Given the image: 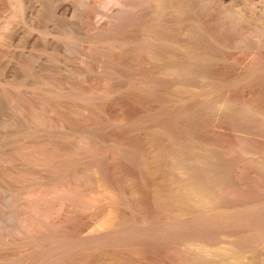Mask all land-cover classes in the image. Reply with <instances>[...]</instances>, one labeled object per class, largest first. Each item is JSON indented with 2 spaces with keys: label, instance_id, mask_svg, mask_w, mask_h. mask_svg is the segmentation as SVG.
Here are the masks:
<instances>
[{
  "label": "bare ground",
  "instance_id": "1",
  "mask_svg": "<svg viewBox=\"0 0 264 264\" xmlns=\"http://www.w3.org/2000/svg\"><path fill=\"white\" fill-rule=\"evenodd\" d=\"M138 1L139 2H136V4L138 3L136 5L137 16H134V22L135 24L139 25V23L141 24L142 22H140V19L142 17H145L144 20L142 19L143 21H146V24H144V26L149 28H147L148 32L150 30L151 32L145 33V36H143L144 38H142L143 41L139 39L141 41L136 42V40H138L136 37V40L134 39L136 42V46L133 43V46H135V48L133 46L131 47V49H133L132 54L133 51H135V57L131 55L134 57H131V60L134 59V61H136L134 71L136 72V79L138 82L133 80V85H130V83L127 82L129 83V86H127L126 88H129L126 91H132L131 88H133V92L135 91V106L133 108V111L131 113L129 112L130 114H128V116H125V114H123V110L122 112L118 109V112L115 111L116 109L113 107L117 106L109 104L110 100L107 98L109 101H105L109 104V106L107 104L108 108L106 109H108V112H110L113 108V112L111 113H117H115L116 116L110 113L111 115H109V117L113 116L115 118L112 117V119L110 117V120H106V125L108 128L114 127L115 129L113 130H115V132H112L111 134L110 131L108 133V130L104 128L105 132L103 133V135L100 136L99 134L101 131L98 134L97 130L101 129L102 125L97 123L98 121L95 122L93 118V120L90 119V116L93 113L89 115L90 113L87 114L88 111L83 110L84 112H81L80 110V115H84V118L82 117V120H84V125H82L83 123L80 124L83 127L78 126L79 128H73L74 126H71L73 128L71 131L63 130V135H61L62 132L59 133L60 136H63L64 139L70 141H72V139L74 140L76 136H82V138L80 136V141L82 144L79 149L72 150L74 149V142H77L73 141V148H71L72 151H70V154L72 152H75L76 154L73 153V155H71V157L69 158V152H65L66 155L68 154L69 156L67 155L68 158L66 156L64 157H66L68 161L70 160L69 162H74L73 165L70 164V167L68 166L69 164L67 165L68 167L65 166V164L67 163L64 162V157L62 156L64 155V150L62 151L61 147L58 148L59 150L56 149L61 144H57V142L59 141L58 139L61 138L59 137L57 139L58 134L55 135L56 138L54 141L57 146L55 144L54 147L53 145H50L52 143L46 144V142L45 145H43L44 142H42V144H38L39 146L37 144H35L34 146L30 145L32 147H30V149L26 144L23 143L24 147L26 146L28 148H26L28 153L34 152L32 155H29V159L31 161L33 159V156L37 157L43 151L46 153V151H48L49 149L50 151L52 150L53 153V156L50 154V156H52L51 158L54 157V159H52V162L54 160L56 162L60 161V167L59 165L57 166V164L54 163L55 161L53 162L54 164L52 162V164H50L49 162H45L47 166L56 165L58 167V171L55 170L56 174L58 175L54 178L56 182L52 179L54 182L52 183V181H50L52 183L50 187L47 186L48 188H41V190L39 191L38 189H36L37 192L34 194L30 193V197L40 196L41 198H39L41 199V201L43 199V202L47 198H52L54 200V204L49 207V209L51 210L48 209L47 212L50 211V213L52 212L54 214L59 213L64 208V205L67 203L65 202L66 198L67 200L69 199V201H71V207L73 205L75 206L74 208H78L79 206H81V208L83 207V209H88L91 206L93 207L94 205H97L98 207H101L100 209L103 208L105 211H107V213L105 212L106 215L104 214V218L107 217L106 220L103 219L102 221H105L102 222L101 218L99 217L102 223L98 221L99 219L97 220V222L99 223L96 222L97 228L95 227V229L99 230L100 233L97 232L99 236H97V234L94 237L93 235H90L88 236V238H86L87 240L85 241L79 240L82 242H72V246H70L71 249L69 248L72 253L74 252L73 254H75L74 256L76 258L78 257L76 256V253L77 255H80L79 253H81L77 251L78 247L82 246L83 249L84 247L85 249H87L86 247L92 248L94 252L93 257H89L90 260L88 262L90 264H113L116 260L120 259L119 256L121 255L119 254L117 256V252L122 254L128 250L131 251L132 248L136 250L137 256H141V251L144 250L150 251V257L151 255L155 256L161 254L159 255V260L161 259L162 261H159L158 259L153 260L162 262V264H264L263 253V256L261 254L259 255L256 250L257 245L259 246L260 243L264 242V58L261 56L262 54L264 56V53H262L264 51V37L262 38V40H260L261 38H258L260 40V43L257 41V45L259 44V47H256L258 49L254 53L255 55L250 56V58L252 57V59H248L246 63L244 62L241 65L238 64L236 70L234 71L235 73H242L239 75H244V78H241V76V79H237L238 74H236V77L231 76V78H236L235 80H233L229 78V74L231 73L228 74V70L226 72V68H231V66L237 65L238 62H233L235 61L234 59H236L234 56H222L219 55V52L225 53L227 51V49H225V52L223 51L224 48L222 46V41L225 38H222V34L224 33V35L226 34V36L228 37L230 30L233 32L229 34L230 36H233L231 34L236 33V27L235 29L234 27L231 29V24H248L249 21H252L249 18H245L244 14L242 15V10L241 12L240 10H238L239 12L236 13V9L229 7V2L228 6L224 3L226 2V0ZM257 1H255V3ZM10 2L7 4H10ZM22 3V0H14L13 2V4L16 5L18 8L23 7ZM128 4L130 3L128 2ZM15 7L12 8L14 9V11L15 9H17V7ZM231 7H233V5H231ZM18 11H20V9H18ZM16 12L11 14L13 16L15 15L16 17H18L19 14ZM256 12L258 13V11ZM11 14L9 16L10 18L12 17ZM141 14L143 16H140ZM8 18L7 20L10 19ZM11 20L13 21L14 19L11 18ZM150 24H154V27L152 28ZM214 24H218V26L219 24L223 25L220 26L221 29L218 28V26L216 25V29L218 28V30H216L214 29ZM144 26L142 27L143 29L145 28ZM238 27L244 29L243 26L241 27V25ZM240 28H237L239 29L238 32L241 31ZM248 31H250V29ZM238 32L236 34H238ZM241 33L244 34L246 32L243 31ZM241 33L238 35H242ZM250 34L252 35V32ZM136 35L138 36V34ZM245 37L244 35L240 37L237 36L238 40L242 39V41H245V39H247V36ZM2 38L3 37H1V39ZM233 38L237 40L235 36ZM228 40L225 39L224 42H227ZM231 41H233L232 38ZM235 41L232 42L233 46L234 44L236 46L237 41ZM113 43H115V41H113ZM228 43L231 42L228 41L226 44L224 43L226 47ZM228 46H230V44ZM230 48L229 51L231 52L232 49L230 50ZM219 50H221L222 52ZM131 62L134 63L133 61ZM132 66L130 65V67ZM113 68H115V66H113ZM233 68L235 69L234 66ZM130 70H133V68ZM130 70L127 69V73ZM221 70H223L222 73H220ZM117 71L115 72L116 74ZM134 71H132L133 73L130 71V73H132L131 75L134 74L133 77H130L131 80L135 77ZM230 71L231 70H229V72ZM217 72H219L220 74L217 75ZM245 74H247V76ZM118 76H120V78H118L121 80V75ZM71 77L74 78V76ZM81 78L84 80L85 77ZM100 78L102 77L100 76ZM123 78L124 77H122V81L124 80L125 82L126 80H130L129 78ZM254 78L256 79L254 80ZM242 79H245V81H240ZM256 80L258 81L257 83L259 84V86L256 85ZM85 81L86 80H84V82ZM227 81H229V83ZM117 82H119V80ZM145 82H149L150 85H145ZM127 83L124 85H128ZM59 85L61 84H58V86ZM66 85H63L64 89L67 87ZM53 86L54 89L56 86ZM82 87L84 86L82 85ZM18 88L17 90L19 91ZM30 88H28L29 92ZM40 88H38V90ZM57 88L58 90L60 89L59 87ZM67 88L72 89L69 86ZM84 89H86H82L84 94H82V91H79V95L81 93L80 98L82 102L88 101L87 99L97 97L96 94L94 95L93 91V94L89 92L86 93L87 89H90V87ZM95 89L98 88L96 87ZM54 90L50 89V91ZM58 90H55L54 93H56V91ZM65 90H63V95H65ZM91 90H93V88H91ZM71 91L72 93H75L73 89ZM71 91L68 92L67 89L66 92L67 94L69 93L70 97ZM77 91L78 89L76 90V93H78ZM99 91H101V88H99ZM108 91V89L106 91H103L106 95L105 97H107ZM32 92H34L33 89ZM30 93L29 95L32 94ZM54 93L50 94L54 95ZM57 93L61 94L59 93V91ZM46 95L48 94L46 93ZM76 95L77 94H75L74 97ZM61 96L59 97L62 99L64 96ZM109 96L110 95H108V97ZM74 97L72 95L71 98L73 99ZM98 97L100 96L98 95ZM97 99L102 101V98ZM74 101L80 102V100L78 101L77 99H75ZM94 102L97 103L99 101H96L94 99ZM119 102L117 103L119 104ZM44 103H48L47 100ZM89 103L87 106H89ZM122 107L120 108L122 109ZM35 108L34 110H36ZM58 108H60V106ZM45 109L47 110V108ZM40 110L38 112H41ZM104 113H102V115H104ZM43 115L41 116L43 118H46L47 114ZM79 116L78 118H80ZM60 119H62V117ZM38 120L41 122L40 119ZM44 120L43 123H45L46 125H49L51 123L49 121L50 118L48 120L50 123H48V121L44 122ZM51 120L53 121V119ZM30 121L32 122L31 119ZM29 122L27 121V123ZM60 122L61 121H59V123ZM24 123L26 124V122ZM36 123V120H34L32 123L34 126L31 124H29L28 126H33L35 129L36 125L38 126V124H40ZM43 123L41 122L42 127L44 126ZM236 124H240V127H242L243 125L251 126L254 130L252 132H248V134H252V136H247V133L245 134L246 136L242 135L241 128L239 129L241 131L240 134L231 133L230 130L233 129L235 126L237 127ZM233 125L235 126L230 129V126L232 127ZM28 126L25 125V127ZM49 126H46V128H48ZM57 126L59 125H56V127H54L53 125V131L56 128V132L61 127L59 126V128H57ZM24 129L28 131L29 128ZM236 130L239 131L238 128H236ZM77 133L80 134L76 135ZM30 134L31 133H28V135ZM109 134H111L110 138L106 136ZM40 135L42 136V134ZM105 138H107L108 140L106 139L107 141H105ZM24 139H26V135ZM116 139H119L120 141L116 142ZM60 141L63 143L65 142V140ZM106 142L108 144H106ZM77 143L79 144V142ZM68 144H70V142ZM116 144L118 145L116 146ZM65 145L67 146V143ZM65 148L66 147H64V149ZM67 148L70 147L67 146ZM23 150L24 149H22V151ZM60 150L62 151V154L60 153ZM36 157H34V159ZM23 158H25V156ZM51 158H49L50 161ZM25 160H27L28 163L31 162L28 161V157L27 159L25 158ZM62 160L64 162L63 165L66 168L62 166ZM41 163L38 164H45L44 162ZM47 166L45 168H47ZM56 166L53 167V169H56ZM62 167L65 168V170ZM40 169L43 170V168ZM40 169L39 171L41 172ZM49 171H51L50 167ZM124 173L127 177L123 176ZM122 177H124L125 179ZM38 179L37 182L39 181ZM34 186L36 185L34 184ZM44 205L43 207L38 205V209L32 208L33 210H31L34 214H31L30 216L33 215V218H38L42 216L45 217L44 212H46L45 208L47 207ZM85 209L84 211H87ZM103 209L102 211H104ZM92 210L93 212L96 211L94 209ZM70 211L72 210L70 209ZM77 212L78 211H76L75 213ZM93 212L90 213H92L93 215ZM75 213L74 215L72 214L73 217L75 216ZM93 216L98 217V214ZM38 221L41 220L38 219ZM45 221L47 220H44L42 222ZM24 229L25 228H23V230ZM29 232L30 231H28V234L30 235L32 232ZM93 232L95 231L93 230ZM25 234L27 235V232ZM29 235L27 236L30 237ZM77 237L79 239L78 235ZM62 247L64 248V245ZM60 248L61 245L60 247L58 246V249ZM74 249H76V252L73 251ZM54 250L56 251V248H54ZM260 250L261 249H259V251ZM55 251L53 252L54 254L57 253ZM263 251L264 250H262V252ZM44 252L43 255H45ZM59 252L61 251L59 250L58 253ZM48 256L49 258H52L51 255ZM57 256L59 258V254ZM83 256L84 254L82 253V257ZM55 257L52 258L53 261ZM69 259L70 258H68V260ZM77 259L82 260L81 258ZM61 260L59 259V261ZM42 261L41 263L44 262ZM65 261L66 263L68 262L67 260ZM121 261L126 264V260L122 259L116 262L117 264L118 262L120 264ZM38 263L40 264V262H37V264ZM68 263H70V261ZM134 263L136 264V261ZM34 264H36V262Z\"/></svg>",
  "mask_w": 264,
  "mask_h": 264
},
{
  "label": "rangeland",
  "instance_id": "2",
  "mask_svg": "<svg viewBox=\"0 0 264 264\" xmlns=\"http://www.w3.org/2000/svg\"><path fill=\"white\" fill-rule=\"evenodd\" d=\"M2 1L3 0H0V15H1L0 16V29H1L0 30V91H1L0 92V264H27V263L28 264H34L35 262H36V264H37V262H40V264H43V263L44 264H59V263L61 264V262H62V264H64V262H65V264H67L69 261H70V263H68V264H71L72 261H73L72 264H74V262H75V264L76 263H78V264H81V263L82 264L83 263L90 264L88 261L90 260V258L93 257V252H94L92 248L86 247L87 249H85V247H84V249H85L84 250L82 248V246L78 247V249H80V248L81 249L80 250L77 249V251L81 252V253H79L80 255H77V253H76V256H78L77 258H81L82 260L77 259L74 256L75 254H73L74 252L72 253V251L69 250V248L71 249L70 246H72L71 245L72 242L85 241V240H87L86 238H88V236H90V235L91 236L93 235V237H94L97 234V236H99L97 233V232H99V230L95 229V227L97 226V223H99V222L102 223L106 220L107 217L104 218V214L106 215L107 211H105L103 208L102 209L104 211H102V209H100L101 207L94 205L93 207H95V208H93L92 206L89 207L88 209L84 208L85 210H87L89 212L88 213L87 211H84L83 207L81 208V206H79L78 208H74L75 206L72 205V207H71V204H70L71 201H69V199L67 200V198H66L65 202H67L66 204H68V205H66V204L64 205V208L60 211L61 213L59 212V213L54 214L52 212L50 213V211H48L49 212L48 213L47 210L49 209V207H51L54 204V200L52 198L51 199L45 198L46 200H44V202H43V199L41 201L40 196L30 197V193L34 194L37 192L36 189H38V191H39V190H41V188L43 189L44 187L48 188L47 186H49V187L51 186V184L55 181L54 180L55 176L56 177L58 176L56 174L55 170H57L58 165L60 167V164H59L60 161L59 162L58 161L56 162L55 160H54L55 162L53 161L54 163L57 164V166L55 165L56 169H53V167H55L54 165H50V166L48 165L47 166L46 163L49 162L50 164H52L53 163L52 159H54V157L51 158L53 156L52 155L53 153H52V150L50 151V149L48 151H46V153L43 151L44 154H46V155H44L42 152L40 155H38L39 157L33 156V159L31 161L29 159V155H32L34 152L28 153V151H27L28 148L26 146L24 147V144H26L30 148L31 146H34L35 144H37V145L42 144V142H44L43 145H45V143L47 142L46 144L52 143L50 145L51 146L53 145V147H54V145L56 144L54 141L56 138L55 135L58 134L57 139L59 137H61V138L58 139L59 140L58 142L56 139V142L58 145H59V143H61L62 145L60 144L61 146L59 145V147H57L56 149L61 147V150L62 151L64 150L63 151L64 155H62V156L63 157L66 156L68 158L69 155L68 154H67L68 156L66 155L67 151L70 154V151L79 149L81 147V144H82L80 141L81 135L76 136L74 138V140L72 139V141H70V140L64 139L63 136H60L59 133L62 132L61 135H63V130L71 131L73 128H76L78 126L83 127L82 125H84V123H83L84 120H82V119L84 118V115L83 116L80 115V110H81V112L88 111L87 114L90 113L89 115H91L93 113L90 116V119L91 120L94 119L95 122L98 121L97 123L102 125L101 126L102 128L100 127L101 129L97 130L98 134L101 131L99 134L100 136L103 135V133L105 132V129L108 130V131L106 130L108 133L111 131L110 132L111 134H112V132H115V130H113V129H115L114 127L108 128L106 125L107 121L110 120V117H111V116L109 117V115L114 114V116H116L115 113L118 112L117 111V109H118V110H121V112L123 110V114H125V116L126 115L128 116V114H130L133 111V108L135 106V104H134V102H135L134 101L135 91L133 92V88H131V87L130 88L132 89V91L131 90H129V92L126 91L129 88V87L126 88L127 86H129V83L131 85L133 83V80L138 82L136 79V72L134 71V69H135L134 66H136V64H135L136 61H134V59H133L135 57L134 56L135 51H133V54H132L133 49H131V47L134 44L136 46V42H140L141 40L143 41L142 38H144L143 36H145V33H150L151 30L148 32L149 28L144 26V24H146V21H143L145 19V17H142L140 19V22L141 21L142 22H141V24L139 23V25L135 24V22H134V20H135L134 18L137 16L136 5L138 3L136 4V2H139L138 0H136V1L135 0H124V1L123 0H22L23 1V3H22L23 7L22 8H18L16 5H14L13 4L14 0L13 1L4 0L3 2ZM255 1H257V0H228V1L226 0V2H224L225 4H227V6L229 5L228 4V2H229L230 3L229 7L236 9V13L239 12L238 10H240V12L242 10V15L244 14L245 18H247V19L249 18L250 20H252V21H249L250 24L249 23L248 24H238V25L231 24L232 26L230 25L231 29L233 27L235 29V27H236V29H235L236 33L239 31V29H237V28H240L238 26H240V25H241V27L243 26L244 29L240 28L241 31L238 32V34H240L243 31H245L246 33L249 32V33H247V35H246V33H244V34L241 33L242 35H244V37L247 36V39H245V41L244 40L242 41V39L238 40L237 36L240 37L242 35L239 36L238 34L234 33V34H231L233 36H230L229 34L232 32L231 30L228 34V37L226 36V34L225 35H224V33L222 34V38L223 39L225 38L226 40L229 39L228 41H230L231 43H228L227 47H226L225 44L228 41L224 42V40H225L224 39L222 41V46L224 48L223 51L225 52L226 51L225 49H227V51L225 53H223L221 50H219L222 52V53L219 52V55H222V56L223 55H227V56L230 55L231 57L234 56L237 60L234 59L235 61H233V62H236V63L238 62L237 65H233L234 63L232 64L235 67V69L233 68V66H231V68H226V72L228 70V74L231 73V74H229V76H230L229 78L233 79V80H235L236 78H233V77L231 78V76L236 77L237 76L236 74H238L237 79L244 78V75H239L242 73H238V72L235 73L234 71L236 70V67L238 66V64L241 65L244 62L246 63L248 61V59L249 60L252 59V57L250 58V56L251 55L254 56L255 55L254 53L258 49L256 47H259V44L257 45V43L260 40H262V38L264 37V35H262V34H264V13H263L264 12V3H263L264 0H259L256 3H255ZM9 2H10V4H7ZM128 2L130 4H128ZM13 5H14V7L15 6L17 7V9H15V11H14V9H12V8H14ZM231 5H233V7H231ZM18 9H20V11H18ZM9 10H10V13H9ZM12 10L14 12L17 11L16 13L19 14V15L17 14L18 17H16L15 15L14 16L12 15L14 13ZM120 10H122V11H120ZM256 11H258V13ZM245 12H246V14H245ZM10 14L12 16L11 18L14 19L13 21L9 17ZM248 14H249V16H248ZM252 14H255V15H252ZM140 16H143V15L141 14ZM14 17H16V18H14ZM7 18L11 21L7 20ZM120 20H122V21H120ZM137 25H138L139 29H138ZM216 25L218 26V24H214V26H215V28L213 27L214 29H216ZM222 25L219 24L218 28H220V26H222ZM143 26L145 27L144 29L142 28ZM150 26L153 28L154 24H152V25L150 24ZM212 26H213V24H212ZM218 28L216 30H218ZM249 29L252 32V35L250 34L251 32L248 31ZM136 34H138V36ZM141 34H142V37H141ZM249 34H250V36H249ZM223 35H224V37H223ZM101 36H103V37H101ZM234 36L237 38V40L233 38ZM258 36H261V37H258ZM1 37H3V38L1 39ZM136 37L138 40H136ZM231 38L233 39V41H231ZM258 38H261V39L259 40ZM95 39L97 40V42ZM134 39L136 40V42ZM139 39H141V40H139ZM235 40L237 41V43H236V46H235V44L233 46L232 42H234ZM100 41L101 42L104 41V42L101 43ZM113 41H115V43H113ZM128 41H131L132 43L128 42ZM240 41H242V42H240ZM94 42H96V43H94ZM238 42H240V43H238ZM93 43L95 44V46ZM102 44L106 47H104ZM229 44H230V46H228ZM238 44H240V45H238ZM102 46H103V48H102ZM117 46H119V47H117ZM135 46H133V47L135 48ZM231 46H233L234 49ZM125 47H127V48H125ZM228 47L229 48L231 47L230 50L232 49L233 51L231 50V52H230ZM97 48H98V50H97ZM95 51H97V52H95ZM130 51H131V53H130ZM262 53H264V51ZM127 54H129V55H127ZM131 55H133L134 57ZM261 56L264 58L263 54ZM88 57H90V58H88ZM131 57H133L132 58L133 60H131ZM88 61H90V62H88ZM131 61H133L134 63H132ZM100 63H102V64H100ZM131 63L133 64V66ZM106 65H107V67L109 66L110 68L108 67V69H107ZM130 65L132 67H130ZM113 66H115V68H113ZM112 68H113V70H112ZM132 68H133V70H130ZM127 69L130 70L131 72L132 71L135 72L134 79L133 78H132V80L130 79V77H133L134 74L131 75L133 72L130 73V71L128 72L129 73L128 74ZM123 70H124V72H123ZM229 70H231V71L229 72ZM116 71H117V74L115 73ZM222 72H223V70L220 71V73H222ZM109 73H111V74H109ZM220 73L217 72V75ZM118 75H121V80L119 79L120 76H118ZM245 75L247 76V74H245ZM71 76H74V78ZM100 76L102 78H100ZM81 77H85L84 80H86L85 82H87V83H85ZM122 77H124L126 79L129 78L130 80L127 81L125 79L126 82L124 80L122 81ZM255 79L256 78H254V80ZM118 80H119V82H117ZM43 81H45V82H43ZM46 81H47V83H46ZM240 81H245V79H242ZM79 82H80V84H79ZM127 82H129V83H127ZM227 82L229 83V81H227ZM255 82L257 83L258 81L256 80ZM62 83L64 86L67 84L66 85L67 87L68 86L71 87L75 91V93L73 92L74 93L73 94L71 91L72 89L67 88V87L65 88L66 89L65 90ZM126 83L128 85L125 86L124 84H126ZM151 83H153V82H151ZM47 84H49V85H47ZM58 84H61V85L58 86ZM87 84H89V85H87ZM53 85L56 86L54 88L55 90H58L57 87L60 88L58 91L61 94L64 93L63 90H65V95L62 94V96H64L62 99L59 97V96H61V94H58L57 93L58 91H56V93H54L55 90L53 89V87H54ZM82 85L84 87H82ZM107 85H108V87H107ZM145 85H150V83L145 82ZM256 85L259 86L258 83ZM4 87H6V88H4ZM18 87H20V88H18ZM89 87H90V89H87L86 93H88V92L92 93V91H93L94 95L95 94L97 95V97H95V98L93 97V98L99 102H97V103L94 102L93 98L87 99L90 103L88 101L82 102V100L80 98L81 93L79 95V91L81 92L82 89L86 90L84 88H89ZM96 87L98 89H95ZM14 88H16V89H14ZM17 88L19 89V91L17 90ZM21 88L24 90H22ZM28 88H30V92L32 94L29 92ZM38 88H40V89L38 90ZM75 88H76V90L78 89V91H77L78 93H76ZM91 88H93V90H91ZM99 88H101V91H99ZM32 89L34 92H32ZM50 89L54 90V91H50ZM67 89H68V92L71 91V93H70L71 97H72V95L74 97L75 94H77L79 96L76 95L72 99L69 96V93L68 94L66 93ZM69 89H70V91H69ZM107 89L110 91V92L108 91V95L112 96V97L109 96L110 98L108 97V95H107V97H105L106 95L103 92L104 90L106 91ZM14 90H16L17 92ZM47 90H49V91H47ZM7 91H8V93H7ZM113 91H115V92H113ZM99 92H102L104 97H103L102 93H99ZM29 93L31 95H29ZM46 93L48 95L50 93H52V94L54 93V95L50 94L51 96L50 95L48 96V95H46ZM57 94H58V96H57ZM82 94H84L83 91H82ZM106 94H107V92H106ZM98 95L100 97H98ZM33 96H35V97H33ZM55 96H57L58 98ZM113 96H116V97H113ZM48 97L50 98V100ZM77 97L80 99H78ZM70 98L72 99V101ZM97 98H100V99L102 98V101L97 99ZM58 99H61V100H58ZM75 99H77L78 101L80 100L81 103L75 102L74 101ZM16 100H17V102H16ZM24 100H25V102H24ZM46 100L48 103H44V102H46ZM105 100L106 101L108 100L109 104H113V106H117V107L110 106V107L115 108L116 109L115 111H117V112L111 113V112H113V110H112L113 108L111 109L110 112H108V109H106V108H108L107 107L108 103ZM117 102H119V104ZM82 103H84V104H82ZM88 103H89L90 107L87 106ZM122 103L124 106L122 105ZM105 104H106V106H105ZM109 104H108V106H109ZM44 105H46V106H44ZM59 106H60V108H58ZM92 107H93V109H92ZM120 107H122V109ZM34 108L36 110H34ZM45 108H47L48 111ZM73 108L76 111H74ZM89 108H90V110H89ZM39 110L42 113L38 112ZM35 111H36V113H35ZM37 113L38 114L40 113V114L38 115ZM102 113H104V115H102ZM43 114H45V115L47 114L46 118H48V119H46L45 117L43 118L41 116ZM75 115H77V116H75ZM101 115L105 119L102 118ZM78 116L80 118H78ZM41 117H42V120H41ZM61 117H62V119H60ZM49 118H50V120H49ZM113 118H115V117H113ZM30 119L32 120V122L30 121ZM33 119L36 120V122H37L36 124L40 123V124H38V126L36 125L35 129L33 127L35 125V122H34V125L32 124L34 121ZM38 119H40L42 123H43L44 119H46V120H44V122L49 120L51 122L50 123L48 121V123H50L49 124L50 126L48 124L46 125L45 123H43L44 126L42 127V124ZM51 119H53V121ZM27 121L28 122L30 121V122L27 123ZM59 121H61L60 122L61 124L59 123ZM24 122H26V124ZM102 122H103V124H102ZM24 124L26 126H28L29 124H31L33 126L32 127H29V126L25 127ZM80 124H82V125H80ZM53 125H54V127H56V125H59L61 127L59 128V126H57V128H59V129H58V131L55 132L56 128L53 131ZM239 125L240 124H238L237 127L235 125H233L232 127L230 126V129L235 126L233 128L234 130L233 129L230 130L231 133H234V134L239 133L240 134V132L242 131L243 133L241 132V134L246 136L245 135L246 133L248 134V132H252L254 130L251 126H246V125L242 126V124H241L242 127H240ZM46 126H49V127L52 126L51 127L52 129L48 127L50 129V131H49V129L46 128ZM69 126L71 129L69 128ZM71 126L72 127L74 126V127L72 128ZM24 128H26V129L31 128L32 131H31V129L30 130L28 129V131H29L28 132ZM236 128H238V130L241 128V131L240 130L237 131ZM26 132L31 133V134L28 135V133H26ZM37 132L42 134V136ZM43 133H44V137H43ZM79 134L77 133L76 135H79ZM111 134L106 135V136L108 138H110ZM25 135H26V139H24ZM38 136H39V138H38ZM247 136H252V134H248ZM27 137H28V139H27ZM104 137H105V135H104ZM81 138H82V136H81ZM106 139L107 138H105V141L108 140V139L107 140ZM60 140H63V141L65 140L64 143L65 144L67 143V146L70 148H67V146L63 142H61ZM73 141H77V142H79V144L77 142H74L75 143L73 145L74 149L71 150V148H73L72 147ZM119 141H120L119 139H116V142H119ZM69 142H70V144H68ZM57 144H56V146H57ZM106 144H108V143L106 142ZM117 145L118 144H116V146ZM46 146H48V145H46ZM64 147H66L67 149L66 148L64 149ZM22 149H24V150L22 151ZM61 150H60V153L62 154ZM73 153L76 154L75 152H72L70 154L69 158L71 157V155H73ZM50 154L52 156H50ZM7 155H8V157H7ZM26 155L28 157V161H31L30 163H28L27 160H25V158L27 159ZM18 156H20V157H18ZM24 156H25V158H23ZM34 157H36L35 158L36 161H35ZM48 157L51 158V161ZM66 157H64V158L66 159V161H68V159ZM64 158H63L64 162L67 163V164H65L66 167H68V166L70 167V164L71 165L74 164L73 160H72L73 163L69 162L70 160L68 161L69 162L68 163L65 161ZM6 160H8V161H6ZM42 160H45V161H42ZM63 160H62V162H63ZM20 161H21V163H20ZM37 162L38 163H41V162L45 163L46 162V163L44 165H41L42 163L38 164ZM64 162L61 163L62 166H64L63 165ZM34 165H36V166H34ZM42 166H44V167H42ZM46 166H47V168H45ZM49 167H50L51 171H49ZM40 168H43V170H41ZM65 168H63V169L65 170ZM39 169L41 170V172L39 171ZM17 170H19V171H17ZM11 171H12V173H11ZM8 173H9V175H8ZM36 174H38V175H36ZM45 175H46V177H45ZM123 176H125V173L123 174ZM33 177H34V179H33ZM125 177H127V176H125ZM49 178H51V179H49ZM122 178H124V177H122ZM37 179L39 180L38 181L39 184L37 182ZM33 180H35V181H33ZM44 180H46V181H44ZM50 181H52V183ZM41 182H43V183H41ZM32 184H33V186H34V184L36 186L33 187ZM33 191H35V192H33ZM38 200L41 202H39ZM9 203L11 204L12 207L10 206ZM38 205L41 207H43V205L47 207V208H45L46 212H44V215L46 218L43 216L38 217V218H33L34 217L33 215H32L33 217L30 216L31 214H34V213H32V210L34 208L35 209L39 208ZM69 208L72 211H70ZM89 209H90V211H89ZM92 209H94L96 211L93 212ZM49 210H51V209H49ZM65 211H66V214H65ZM76 211H78L77 212L78 214L75 213ZM90 212H93L94 213L93 215L98 214V217L93 216L92 213H90ZM102 212H104V213H102ZM74 213H75V216L73 217ZM57 214H59V215H57ZM67 214H68V216H67ZM99 217L101 218V221L103 219H105V220L101 222ZM38 219L41 221H38ZM64 219H66V220H64ZM72 219H73V222H72ZM44 220H47V221L42 222ZM61 220H63V221H61ZM97 220L99 222H97ZM95 223H96V225H95ZM23 225H24V227H23ZM38 227H39V229H38ZM23 228H25V229L23 230ZM40 228H41V230H40ZM20 229H22V230H20ZM73 230H74V232H73ZM93 230L95 232H93ZM96 230H98V231H96ZM28 231H30L29 233H31V232L32 233L29 235ZM26 232H27V235H29L30 237H28L25 234ZM51 232H52V234H51ZM60 232H62V233H60ZM77 235L79 236V239H78ZM72 236H73V238H72ZM70 237H71V239H70ZM79 240H82V241H79ZM43 245H45V246H43ZM60 245H61V248L58 249V246L60 247ZM63 245H64V248L62 247ZM66 246H68V247H66ZM259 246L257 245V247H256L257 253L259 255L260 254L262 255V253H263V255H264V251L262 252V250H264V248H263L264 242L260 243ZM37 247H39L40 249ZM54 248H56V251L54 250ZM45 249H46V251H45ZM132 249H131V251L128 250L125 253H122L123 255L119 252H117V253L115 252L117 254V256L119 254L121 255V256H119L120 259L118 258L119 260H116V259L115 260L116 261H120L121 259L126 260L125 261L126 264H130V263L135 264L134 263L135 261H136V264H147V263L148 264H162V262H158L157 260L156 261L153 260V259L159 260V258H160L159 255H161V254L155 255L153 253L155 256L151 255V257H150V251L144 250V251H141L142 252L141 256L140 255L137 256L136 250L135 249L132 250ZM259 249H261V250L259 251ZM53 250L57 253L54 254ZM57 250L58 251L60 250L62 253L61 252L58 253ZM41 251H43V252L45 251L44 252L45 255H43V252H41ZM73 251L76 252V249H74ZM68 253H70V254H68ZM82 253L84 254L85 257L84 256L82 257ZM46 254H47L48 258H49L48 255H51L52 258L55 257V255H56V257H55L56 260L54 258V261H53V259L50 257L49 258L50 261H49V259L46 257ZM58 254H59V258L57 256ZM60 254L61 255L63 254V255L61 256ZM87 254H89V255H87ZM71 255H72V257H71ZM36 256H40V257H36ZM63 256H65V257H63ZM67 257L70 258L71 260L70 259L68 260ZM65 258H67V259H65ZM144 258H146L147 260ZM148 258H149V260H148ZM35 259H36V261H35ZM59 259L60 260L62 259V260L59 261ZM64 259L67 260L68 262L66 263V261ZM130 260H131V262H130ZM41 261L43 263H41ZM159 261H162V260L160 259ZM86 262H88V263H86ZM115 262L113 264H117V262L116 263ZM121 263L123 264L124 262L121 261L120 264ZM118 264H119V262H118Z\"/></svg>",
  "mask_w": 264,
  "mask_h": 264
}]
</instances>
